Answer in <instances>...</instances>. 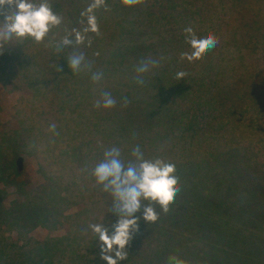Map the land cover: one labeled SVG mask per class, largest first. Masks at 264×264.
<instances>
[{
  "label": "trees",
  "instance_id": "obj_1",
  "mask_svg": "<svg viewBox=\"0 0 264 264\" xmlns=\"http://www.w3.org/2000/svg\"><path fill=\"white\" fill-rule=\"evenodd\" d=\"M49 3L63 22L43 43L13 39L0 48V83L22 87L11 119L0 120V264H106L89 225L110 227L116 214L91 170L111 147L120 148L125 163L136 146L147 159L175 162L179 184L167 213L157 204L155 223L141 219L120 264H143L135 260L138 252L166 238L210 239L220 255L228 247L234 252L252 230L263 238L264 209H256L264 197V163L245 153L262 151L264 158V131L249 134L264 130V67L240 61L248 51L258 61L264 50V26L252 31L251 22L264 18V2L153 0L126 7L106 0L107 10H95L99 34L89 32L84 44L60 53L55 45L86 26L81 12L92 0ZM6 10L0 9V20ZM236 15L250 21L249 31L234 29ZM187 26L218 37L200 60L181 58L191 51ZM73 51L83 52L88 65L78 73L67 65ZM150 59L159 65L138 74ZM178 71L187 75L178 80ZM95 73L101 78L94 82ZM104 92L115 107H94ZM22 154L36 160L42 182L32 184L17 169ZM10 187L16 197L6 205ZM73 206L78 209L66 213ZM40 227L64 232L29 235Z\"/></svg>",
  "mask_w": 264,
  "mask_h": 264
},
{
  "label": "clouds",
  "instance_id": "obj_2",
  "mask_svg": "<svg viewBox=\"0 0 264 264\" xmlns=\"http://www.w3.org/2000/svg\"><path fill=\"white\" fill-rule=\"evenodd\" d=\"M121 3L126 7H134L145 4L146 0H121ZM6 6L7 10L0 20V48L13 39L30 38L35 43H43L49 32L63 22L49 0H0V9H5ZM101 7L107 10L106 0H92L81 12V16L86 17V26L82 30L73 28L68 32L55 45L57 53L69 46L84 44L89 32L99 34L95 10ZM184 32L191 51L181 53V58L189 62L202 59L219 42L214 33L197 34L192 26L185 27ZM88 45H91V40H88ZM66 60L73 73L88 67L85 55L80 51H73ZM158 65V60H145L136 68V72L143 74ZM186 75V72L178 71L176 78L180 80ZM91 78L95 82L101 75L95 73ZM139 82L142 83V80ZM115 105L116 100L111 94L104 92L102 100H97L94 107L108 109ZM50 130L54 131L55 125H50ZM131 156L134 159L125 163L121 158L120 148H107L103 152V159L91 170L95 185L112 197V211L116 214V220L110 227L100 223L89 225L97 236L101 259L106 264H120V261L126 260L128 254L125 249L134 235L140 232L141 219L146 223H155L159 213L154 205L158 204L160 210L167 213L179 191L175 162L162 157L147 159L139 146L132 149ZM143 201L149 203L145 204ZM168 264L188 262L182 257L171 255L168 257Z\"/></svg>",
  "mask_w": 264,
  "mask_h": 264
},
{
  "label": "rangeland",
  "instance_id": "obj_3",
  "mask_svg": "<svg viewBox=\"0 0 264 264\" xmlns=\"http://www.w3.org/2000/svg\"><path fill=\"white\" fill-rule=\"evenodd\" d=\"M146 1L149 2L153 0ZM246 1L264 2V0H218V2L230 4H242L246 3ZM251 22L253 23L252 31H254L258 25L264 26V18L260 16H258ZM232 24L234 29H244L243 32L245 30H248L247 27L251 28L250 21L247 20V18L243 15H236L233 18ZM252 53L253 52L248 51L247 55L240 61V63L246 66L248 64H252L253 62H256L258 64V67H264V64L261 62L264 61V50H260L258 52L259 57L256 55V58L259 59L258 61L253 58ZM201 82L202 81L200 78L199 85ZM21 88L18 87L17 89H11L10 85L2 86V84L0 83V120H2L3 122L11 119L14 112V104L17 98L22 93ZM245 119L244 117H242L243 122ZM263 131V129L259 128L249 134L256 135ZM170 137L171 136L168 134L169 139ZM245 154L251 158L250 161L252 162L258 163L262 161L264 163V158L261 155L262 151H248ZM21 156L23 158L20 173H22L23 177L29 180V182H31L32 184H38L42 182V175L40 174L36 160L28 154H22ZM240 167L242 169L247 168L246 164L244 163L240 164ZM262 168L263 167H260V169ZM227 171V169L224 170L225 173ZM7 192L8 197L4 201L6 205L9 204V201L11 199L16 197L15 189L13 187L8 188ZM257 202L258 206L256 212H259L261 209H264V197L262 199L258 198ZM76 208L78 209L77 206H73L69 210L67 209L66 213L73 212L76 210ZM63 232L64 230L62 228L48 231L47 229L40 227L35 228L32 233L30 232L31 234L29 233V235L42 238L44 236H47V234L61 235ZM6 234L13 237L15 236L14 232H9ZM246 234V237L238 240L239 248L234 247V252H232L231 247L227 248L228 254H218V243H215L210 239L188 241L184 236H181L176 239L166 238V240L152 241L151 243H149V245H147L148 251H139L138 256L135 260L136 262H140L143 264H168V257L171 255H176L184 258L188 262V264H264V237L261 239H256L259 233H257V231L253 232V230Z\"/></svg>",
  "mask_w": 264,
  "mask_h": 264
},
{
  "label": "water",
  "instance_id": "obj_4",
  "mask_svg": "<svg viewBox=\"0 0 264 264\" xmlns=\"http://www.w3.org/2000/svg\"><path fill=\"white\" fill-rule=\"evenodd\" d=\"M21 165H22V157H18L16 160V166L18 170H21Z\"/></svg>",
  "mask_w": 264,
  "mask_h": 264
}]
</instances>
